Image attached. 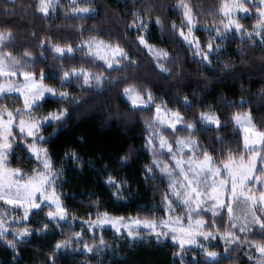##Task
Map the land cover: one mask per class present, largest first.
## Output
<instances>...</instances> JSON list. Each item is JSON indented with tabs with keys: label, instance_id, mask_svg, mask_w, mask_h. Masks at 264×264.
<instances>
[{
	"label": "snow or ice",
	"instance_id": "obj_1",
	"mask_svg": "<svg viewBox=\"0 0 264 264\" xmlns=\"http://www.w3.org/2000/svg\"><path fill=\"white\" fill-rule=\"evenodd\" d=\"M63 7L64 0H0V246L9 252L7 264H25L24 246L57 232L60 238L45 249L43 264H64L69 254L105 264L102 254L122 251L105 239L106 226L128 246L171 247V264H234L237 252L246 264H264V117L254 116L264 111V90L256 105L244 99V89L238 101L221 94L218 103L208 104L196 93L173 101L155 94L141 68L147 63L152 74L172 79L178 60L162 45L174 47L179 40L193 61L210 71L220 64L229 79L247 78L252 74L222 58L233 43L264 49V0H217L211 8L175 0L171 11L179 23L162 14L153 18L152 8L141 6L121 21L126 29L115 40L102 38L110 34L95 26L79 24L71 33L52 34L50 24L37 33L22 23L53 20ZM154 7L159 12L163 6ZM62 14L66 25L99 15L94 0H67ZM247 20L255 22L246 27ZM153 28L168 39L154 42ZM198 32L207 35L201 39ZM128 34L134 36L130 42ZM235 54L241 64L248 62L243 47ZM85 91L112 94L110 119L147 117L141 122L150 162L142 179L164 184L160 205L141 209L147 215H114L95 193L88 196L94 210L85 217L66 203L64 188L71 185L65 163L102 176L117 202H126L131 191L120 175L131 150L115 161L118 167L103 157L85 160L74 149L59 162L53 159L49 145L68 127L73 107L88 104L77 95ZM173 103L180 107H169ZM229 128L235 133L231 140ZM25 163L30 166H14Z\"/></svg>",
	"mask_w": 264,
	"mask_h": 264
},
{
	"label": "trees",
	"instance_id": "obj_2",
	"mask_svg": "<svg viewBox=\"0 0 264 264\" xmlns=\"http://www.w3.org/2000/svg\"><path fill=\"white\" fill-rule=\"evenodd\" d=\"M23 2L27 3V0H23ZM216 2L217 0H194V3L204 8H211ZM94 3L95 11L99 15L91 20L71 21L66 25V18L62 14L63 7L57 12L58 18L53 20L35 19L30 23L28 21H22V23L34 28L37 33L47 31L50 24L52 34L58 32L71 33L74 26L79 24H83L85 28L95 26L102 32L110 34L102 37L106 40L120 38V33L126 29V25L121 21H128L131 18L130 13L139 10L141 6L151 7L153 18L155 15L162 14L169 20H175L179 23L178 14L171 11V8L175 7V0H94ZM159 5L163 7L157 12L154 6ZM208 19L211 18L201 17L202 21ZM243 22L248 27L255 21L247 20ZM151 31L154 42L168 39V37H161L159 31L154 28ZM199 35L204 39L207 33L199 32ZM127 39L130 42L134 39V36L128 34ZM174 45V47L169 46L167 43L162 45L167 47L178 60V63L172 66V79L158 77L151 73V65L141 64L142 71L145 73L143 79L149 83L157 96L175 101L178 95L196 93L199 98L207 97L206 103L216 104L221 94L230 101H238L240 92L244 89L248 92L244 99L252 100L253 105L258 104L260 92L264 90V74H262L264 72V60L261 59V56L264 55V49L251 48L247 45L239 46L235 43L227 47L226 52L228 55L224 56L222 60L227 61L230 58L237 65L238 70H243L246 74H252L248 75L247 78L229 79L227 74L220 72V64L213 65L215 71H210L208 68L194 62L179 40H175ZM237 47H243L248 57L246 64H241L236 56ZM132 49L136 51L134 44ZM136 55L142 56L143 54L136 52ZM53 86L58 87L59 85ZM77 95H82L84 100L88 101V104L82 108L79 106L73 107L71 111L73 118L69 120L68 127L63 129L58 138L49 145L50 151L53 153V159L59 162L66 151L74 149L85 160L94 162L99 157H103L105 163L111 162L114 167H118L115 165V161L131 150L133 153L132 159L120 172V175L128 180L131 191L126 193V202H117L111 197L108 188L103 185L102 176L97 175L95 171L87 167L81 173L76 171L70 163H65L67 179L71 185L64 188L65 194L69 197L66 203L78 217H85L88 212L94 210L90 205L88 196L95 193L97 196L94 198H98L114 215H147V212L141 211V209H151L159 206L160 196L158 190L164 188V184L159 180L145 183L142 179L143 166L150 162V155L144 147L143 137L145 132L144 125L141 122L147 117H132L128 120L110 119L107 109L110 107L108 101L111 98V93L98 94L94 91H85L77 93ZM189 99H191L190 95ZM121 107L124 111H127L126 108ZM169 107H180V105L173 103ZM254 116L261 119L264 117V111H255ZM227 132L231 133L228 136L231 140L235 133L231 128ZM46 135L49 134L46 133ZM14 166L28 168L30 165L25 163ZM99 167L100 165H97V168ZM67 231L66 229L65 234H67ZM59 238L60 233L57 232L46 239L37 238L31 244L25 245L22 252L25 257V264H43L47 256L45 249ZM105 239L110 244L118 245L122 249L117 254L112 252L102 254L106 256L105 264H121L122 260L126 264H171V253L173 251L171 247L148 243L128 246L127 241L116 240L113 232L109 230L105 231ZM216 250L222 251V248ZM9 259V252L0 246V262L7 264ZM86 261H91V264H98V261L90 256H78L73 260V255L69 254L67 258H64V264H86ZM232 261L234 264H246L243 252L232 254ZM224 264H231V262L226 260Z\"/></svg>",
	"mask_w": 264,
	"mask_h": 264
},
{
	"label": "rangeland",
	"instance_id": "obj_3",
	"mask_svg": "<svg viewBox=\"0 0 264 264\" xmlns=\"http://www.w3.org/2000/svg\"><path fill=\"white\" fill-rule=\"evenodd\" d=\"M67 7V0H64V8H66ZM62 9V8H61ZM59 11V10H58ZM198 35H199V32L197 33ZM151 39H152V36H151ZM202 39V38H201ZM153 40V39H152ZM150 155V154H149ZM78 230V229H77ZM105 231H108V229H107V226H106V228H105ZM146 239H148V238H146ZM217 251H219V250H217ZM222 252V251H221ZM72 255V254H71ZM235 256V255H234Z\"/></svg>",
	"mask_w": 264,
	"mask_h": 264
}]
</instances>
